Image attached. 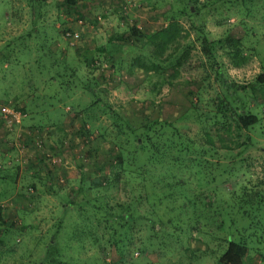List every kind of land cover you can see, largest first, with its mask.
<instances>
[{
	"label": "rangeland",
	"instance_id": "374dc122",
	"mask_svg": "<svg viewBox=\"0 0 264 264\" xmlns=\"http://www.w3.org/2000/svg\"><path fill=\"white\" fill-rule=\"evenodd\" d=\"M9 1L0 111L22 116L0 114V264H217L243 226L264 242V0ZM124 119L159 130L136 142ZM234 179L262 195L250 214Z\"/></svg>",
	"mask_w": 264,
	"mask_h": 264
},
{
	"label": "trees",
	"instance_id": "16d2710c",
	"mask_svg": "<svg viewBox=\"0 0 264 264\" xmlns=\"http://www.w3.org/2000/svg\"><path fill=\"white\" fill-rule=\"evenodd\" d=\"M161 32L164 36L160 39H156V40L152 41L156 45L157 50L160 49L162 46H164V44H166V42L168 40H170L172 38V35L174 34V31H171L170 27H168V26L165 27L164 29H162ZM133 33H135V32H133ZM258 80L264 81V78L259 76ZM30 96H32V95H30ZM21 110H23V109H21ZM226 110L229 113L228 117H230L232 119V121L236 124V126L238 128L249 129L251 126H254V124L258 120V116L256 114H252L249 112L248 113H241V112L237 111L236 109H231V107L227 108ZM21 116H22V113H21ZM159 120H161V119H159ZM124 121H125V125H124ZM157 122H160V121H146V123L143 125L134 126V125H131L129 123L128 119H124V120H119L118 125L121 127H118V128H119L121 133L126 134V137L133 138L132 140L137 142V138L142 137V135H137L138 134L137 130L141 129L140 133H143V134L146 133V134H144L145 137L146 136L150 137L149 134H152L151 133L152 131L157 132L159 130V127L156 126ZM161 122L165 126L170 128L173 137L176 138L177 145L181 147L180 150H182L186 153H188L189 151H194V149H192L193 143L191 142L192 141L191 137H187V136L184 137L176 129L177 127H175L171 122L163 121V119L161 120ZM84 129H85V132L89 130L86 128H84ZM103 136L105 137L106 135L103 134ZM153 144H154L153 142L152 143L150 142L149 146L141 145L140 148H142V150L146 149V151L149 155L159 156L158 155L159 152L156 151V149L153 147ZM117 145H118L119 151L116 153L115 158H117L119 160V163H121L122 158H123L122 149H121L122 146L120 143H117ZM135 152H136V150H135ZM197 160L198 159L190 160V166L192 168H195V167L198 168L199 167V166H197V164H199V163H197ZM3 170L4 169H3L2 165H0V179L8 180V179L4 178V174H3L4 171ZM226 178H227V176H226ZM219 180L221 181V183H223L224 181L229 180V178L228 179H221L219 176ZM240 184H241V181L234 179L233 183L231 181L230 184H228L229 186L225 187V188L228 190V192L235 193V192H237V191H235L236 187L240 186ZM238 189H240L239 191L241 192L239 194L240 196H236L237 194L231 195L233 205L235 203L234 206H236V209L238 210V212H241L242 214H250L248 209L253 207V205H255L256 203H258L260 201L259 197L260 196L262 197V195L256 189L254 190L250 186L249 183L241 185L240 188L238 187ZM152 195H154V194H152ZM246 230H248V227L243 226V227H241V229L236 231L237 233L235 234V236L232 235V236H230V238L226 237L225 241L227 242V245L224 248V251L218 257L217 264H242V262L245 260V258H247V256L249 255L250 250L257 252V254H260L261 250H264L262 247V246H264V242L261 239H259L258 237H256V239H254L255 245L250 244L248 239L243 234V232ZM253 234H254L253 232L250 233V235H253ZM262 256H263V254H262Z\"/></svg>",
	"mask_w": 264,
	"mask_h": 264
},
{
	"label": "crops",
	"instance_id": "0c3cea01",
	"mask_svg": "<svg viewBox=\"0 0 264 264\" xmlns=\"http://www.w3.org/2000/svg\"><path fill=\"white\" fill-rule=\"evenodd\" d=\"M4 3L8 7L0 6V49H2L3 45L10 41V38L13 36V38L16 37L15 31H12V34L9 35L10 31H7L10 29V27H14L12 24V17L15 19L17 18V22H20L17 16H14L11 14V12H14L13 10H10L9 7H11V2L9 0H5ZM1 4V1H0ZM30 6V5H29ZM10 25V26H9ZM4 30L6 32H4ZM29 34V33H28ZM20 45H22L20 43ZM26 45V44H25ZM32 44L30 43L29 46ZM2 52V51H0Z\"/></svg>",
	"mask_w": 264,
	"mask_h": 264
},
{
	"label": "built area",
	"instance_id": "2783aa9c",
	"mask_svg": "<svg viewBox=\"0 0 264 264\" xmlns=\"http://www.w3.org/2000/svg\"><path fill=\"white\" fill-rule=\"evenodd\" d=\"M0 112L4 122L9 126V129H12V127L16 126L20 121L21 113L17 109L15 110L14 107L3 106ZM20 148L22 149L23 147L20 145Z\"/></svg>",
	"mask_w": 264,
	"mask_h": 264
}]
</instances>
